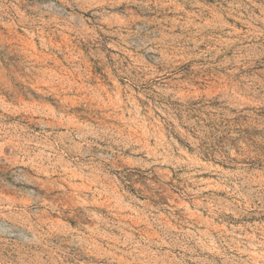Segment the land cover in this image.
I'll return each mask as SVG.
<instances>
[{"label": "rangeland", "instance_id": "rangeland-1", "mask_svg": "<svg viewBox=\"0 0 264 264\" xmlns=\"http://www.w3.org/2000/svg\"><path fill=\"white\" fill-rule=\"evenodd\" d=\"M0 264H264V0H0Z\"/></svg>", "mask_w": 264, "mask_h": 264}]
</instances>
